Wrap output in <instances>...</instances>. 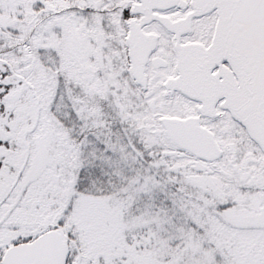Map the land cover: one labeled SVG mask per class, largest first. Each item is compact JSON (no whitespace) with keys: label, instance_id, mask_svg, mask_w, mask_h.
Returning a JSON list of instances; mask_svg holds the SVG:
<instances>
[{"label":"snow or ice","instance_id":"6c2138e0","mask_svg":"<svg viewBox=\"0 0 264 264\" xmlns=\"http://www.w3.org/2000/svg\"><path fill=\"white\" fill-rule=\"evenodd\" d=\"M0 264H264V0H0Z\"/></svg>","mask_w":264,"mask_h":264}]
</instances>
